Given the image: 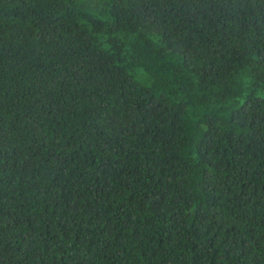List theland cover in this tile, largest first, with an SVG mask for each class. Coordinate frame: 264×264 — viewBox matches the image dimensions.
Returning <instances> with one entry per match:
<instances>
[{
    "label": "trees",
    "instance_id": "16d2710c",
    "mask_svg": "<svg viewBox=\"0 0 264 264\" xmlns=\"http://www.w3.org/2000/svg\"><path fill=\"white\" fill-rule=\"evenodd\" d=\"M0 264H264V0H0Z\"/></svg>",
    "mask_w": 264,
    "mask_h": 264
}]
</instances>
